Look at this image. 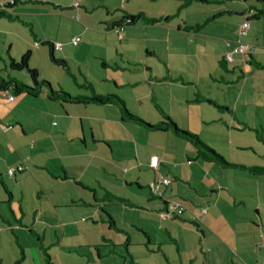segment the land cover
<instances>
[{"label":"crops","instance_id":"1","mask_svg":"<svg viewBox=\"0 0 264 264\" xmlns=\"http://www.w3.org/2000/svg\"><path fill=\"white\" fill-rule=\"evenodd\" d=\"M181 1L177 10L193 2H221ZM255 1L258 4L243 0L245 6L238 9L225 5L220 10V7L215 8L211 10L214 14L211 12L210 17L203 20L204 23L178 21L174 28L181 34L184 32L189 43H194L193 50L181 49L182 44L170 51L165 49L164 57L159 56L157 50L147 48L141 55H130L126 50L119 49L118 43H122L121 35L122 38L128 36L130 27L147 30L150 26H165L169 29L166 27L168 14L154 15L145 10L132 13L123 9L124 13L141 14L143 17L133 25L124 26L119 32L112 29L111 23L120 18L112 21L101 18L104 30L94 32L98 33V38L105 35L106 43L111 42L113 49L108 45L111 49L100 52L98 57L102 63L97 64L99 74L88 70L86 59L76 44L74 48H69L72 43L62 38L68 47L57 51V54L65 59L68 67L62 68L49 62L64 73L57 71L61 81L56 80L55 76L46 78L54 90L65 91L72 96L115 94L123 100L129 112L151 124L162 119L159 111L162 110L180 128L197 134L228 163L264 165V97L256 99L246 92L255 89L250 82L251 75L264 76V0ZM5 2L0 0V4ZM36 2L49 3L50 16L65 13V8L73 9L70 0H15L12 5L15 8L9 6L10 12L0 13V46L4 48L2 50L0 47V52H3L2 55L0 53V70L5 69L6 77L0 76L6 81L14 79L32 85L30 78L13 74L7 69L10 58L18 60L29 50V66L37 70L33 65L34 48L41 57L43 53L39 48L42 45L36 46V43L40 40L59 41L41 38L37 34L32 37L26 35L24 39L21 32L13 29V22L22 15L19 10L34 11V7L39 8L34 5ZM101 5L109 7L105 2ZM84 8L95 9V5H84ZM249 9H254L256 15H247ZM230 14L236 16L235 20L234 16L227 19L236 22L232 23L235 28L234 35L230 36L232 41L223 38V32L213 31V27L211 32L206 30L214 18ZM144 17L159 21L150 23ZM247 17L250 18L248 41L254 46V51L251 55L241 56L244 65L238 62L223 63L224 53L235 45L239 38L238 27ZM253 23L262 24L263 28L254 27ZM51 24L62 27L56 18L51 20ZM9 28L14 32H9ZM116 36L119 39L117 45ZM200 36L221 40L223 47L222 52H214L219 67L210 64L209 72L213 80L224 81L227 85L211 83L212 92L201 84L205 83L201 76L205 75L204 67L207 68L202 58L210 61V55L199 52L201 49L197 42ZM165 39L168 40V36ZM13 43L19 47L15 56L11 52ZM189 43H185L186 46ZM43 47L49 61L48 49ZM143 54L149 59L156 55L160 62L150 64ZM189 56L196 59L195 62L191 59V65L185 62ZM177 59L185 67L176 65ZM218 69L229 75L219 74L215 78ZM235 74L237 79L233 76ZM94 76L97 78L94 79ZM67 77L72 83L65 79ZM95 81L101 82L102 86ZM237 86L239 90L234 91L232 87ZM220 89L228 92V97L232 96L229 99L231 104L227 102L226 94L224 96L219 92ZM12 92L15 90H0V111L7 116L0 115V247H20L21 253H16V264H21L25 259L26 247L19 244V240L14 245L8 235L12 234L13 240L17 241L24 227L38 237L34 248L37 256L42 258H35L32 264H37L36 261L41 264H157V260L160 264H185L186 260L194 264L192 260L195 257L183 258L179 250L180 241L184 240V230L188 233L194 231L185 223L182 225L184 221L200 231L198 242L204 256L199 255L195 248L196 262L199 264H211L210 258L212 264H263L260 244L264 242V173H252L239 166L219 165L201 159L190 142L170 130H157L140 121L124 120L123 109L115 101L63 102L49 98L45 85L39 87L34 95L15 92L14 99L10 100ZM213 92L217 93L219 100L212 98ZM202 97L211 98L209 102L216 106L214 111L209 110L212 114L201 103ZM11 103L13 105L8 109ZM22 105H27L30 113L19 115L18 108ZM2 118L10 121L7 123L9 131L1 127L5 123ZM211 122L224 123L228 128L225 130L219 124L211 126ZM250 138H255L259 147L247 142ZM217 144L228 147L215 146ZM153 155L159 158L157 170L149 165ZM11 167L20 171L16 169L13 175H9L8 169ZM159 174L168 175L171 179L163 190L161 185L160 196L151 193L148 188ZM178 199L188 202L177 203L183 207V213L178 216L171 213L173 217L163 218L161 214L166 202ZM14 201L18 203V211ZM42 201L47 203L44 204L45 208ZM30 203L33 213L28 207ZM202 207H206L205 211L197 219ZM114 208H120L123 212L116 211L114 214ZM187 211L195 217L187 216ZM25 215L31 216L30 221L24 220ZM39 220H44L47 226L43 227ZM166 223L170 228L167 235L177 247V256L171 255L173 251L167 247L169 243L163 237L162 231L168 230L164 228ZM173 225L177 226L176 232ZM49 229L59 242L52 255L48 250L51 245L56 248L57 243L52 239L47 245L41 241ZM126 240H130L129 245L125 244L128 242ZM122 249H128L129 255L124 257ZM217 250L218 254L215 253ZM93 252L97 260L93 259ZM56 256L58 259H53ZM150 256L153 262H150ZM0 264H14V260L0 254Z\"/></svg>","mask_w":264,"mask_h":264},{"label":"rangeland","instance_id":"2","mask_svg":"<svg viewBox=\"0 0 264 264\" xmlns=\"http://www.w3.org/2000/svg\"><path fill=\"white\" fill-rule=\"evenodd\" d=\"M6 1V0H5ZM44 1V0H43ZM104 2L109 6L108 8L106 6H102L101 4H104ZM253 3L258 4L255 0H252ZM182 1L181 0H82L81 1V5L79 8H73V9H68L65 8L64 10L65 13H62L58 16H50V6L49 3H42V2H36L34 3L35 6L38 5V9H36L34 7V11L31 10H27V9H22L19 11H22V15H20V18H16V20L13 22L14 24V30L15 32H21L23 34V37L25 39L26 35H29L30 37L34 35H38L41 38H53L55 40H59L58 43H63V47L62 49L68 47L66 46L68 43H65V41H62V38H66V40H69V42H71L72 38L74 36H79L80 38H82V41L78 42L76 44V47L80 50V53L82 54V56L86 59V64H87V68L88 70L92 71L94 70V72L96 74H99L100 70L97 67V64L102 63V60L98 57L100 56V52H106L108 51V49H113V46L111 42H107L104 39L105 35H101L102 37L98 38L96 32L97 30L103 31L104 29L102 28V23H101V18H106L108 20H113V19H119L121 18V16L124 14V10H127L129 12L132 13H137L139 10H145L147 12H149L150 14H154V15H159L161 13H165L168 14L169 17L168 18V24L166 27H169V29L165 28V26H155L152 27L150 26L147 30H144L143 28H139V27H130L128 28L129 30V34L127 37H121L122 39V43H118L117 40H119L117 38V36L115 37L116 39V45L117 43L118 48L121 50H126L130 55L134 54V53H141L145 52V48L147 49H151V50H157V52L159 53V56L164 57L166 56L165 51L168 50H172V49H176L174 46H178V45H182L180 48L181 49H192L193 50V46L194 43H189V38L186 37V35L184 34V32H182V34L180 32H177V29L174 28V26H177V22L180 20H189L192 22H202L204 23V19H207L210 17L211 15V10L215 9V8H219L222 9V6L225 5L227 8H241L242 6H245V3H243V0H229V1H225V0H221V2H219V4L216 3H208V4H201L198 2H193L192 4H189L187 6H185L184 8L177 10L178 5L181 4ZM84 5H87L88 7H93V5H95V9H90V10H85ZM15 8V6H11L10 8ZM118 7V9L115 10V8ZM29 8H31L29 6ZM224 8V7H223ZM38 11V13H36ZM212 14H214V12H212ZM234 16V17H233ZM233 17L235 20L236 16L235 14H230V15H225L223 17L220 18H214L208 25L207 27V31L211 32V27H213V31H221L223 32V34H221V36H223V38L228 39L229 41H232L230 36H233V31H234V27L232 25L236 24V22L232 21V20H227L228 18ZM57 19L59 21V24L61 22L62 27H56L53 26L51 24V20L52 19ZM222 19V20H219ZM217 21V22H213V21ZM240 20V19H238ZM99 21V23H97ZM244 21V19H243ZM208 23V22H207ZM16 25V27H15ZM253 26L258 28V29H262L263 25L262 24H258L256 25L255 23H253ZM249 30V29H248ZM9 32H14L13 30H11L9 28ZM211 34V33H210ZM248 34V33H247ZM90 36V37H89ZM166 36H168V40H166ZM155 37V38H153ZM2 38H4V35H2ZM106 38H110L109 36H106ZM112 38V37H111ZM237 39V36L235 37L234 40ZM248 39H250L248 36H245L243 38V41H245L246 43H249L250 41H248ZM252 40H254L252 38ZM5 44V41H3ZM185 43H189L188 46H186ZM197 44L200 46L199 49L203 52H207L210 55L209 60L208 58H202V60L205 62V66H207V68L204 67L205 69V75L201 76V79L203 81H205V83H201L202 86H204V88L206 87L207 89L211 90L212 92V88H211V83L219 85V84H223V85H227L226 82L224 81H215L213 80V78L210 75L209 70L211 69V66H218V62L216 57L214 56V52H222L223 51V47L221 45V40H217L213 37H204V36H200L198 38V42ZM251 44V43H250ZM108 45L111 46L108 47ZM25 46V44H24ZM2 48V50L4 49L2 46H0ZM5 47V46H4ZM75 45L69 44V48H74ZM42 50V57L39 54V52H36V48H34V57H33V65L37 68L38 70V75L39 78L41 80L45 79L47 81H49L47 77L49 76H55L56 80H59L58 78V72L57 71H61L62 73H64L63 70H61L59 67H56L54 65H51L48 61L47 58V53H46V49L45 47L41 46L39 47ZM11 52L13 54V56H15L17 54V52L19 51V47H17V43H13V47L11 48ZM45 49V50H44ZM166 49V50H165ZM60 52V51H58ZM57 52V53H58ZM1 55L3 54V52H0ZM91 55L98 57L99 59H95L93 57H91ZM143 57L145 59L148 60V62L150 64H153L155 61L160 62V60L158 59V56L153 55V57L151 59H149V57L145 54H143ZM188 59H185V62L188 61V64L191 65V59L194 60L195 62V57H187ZM174 59V58H172ZM114 60V59H113ZM121 62L125 63V61H122L120 59ZM168 61V58H167ZM178 66H182L185 67V64H183L179 59L176 60ZM112 62V60L110 61ZM241 63L244 65L243 62V58H241V55H235L234 56V61L231 63ZM2 62L0 61V65ZM30 64V63H29ZM8 67V64H7ZM10 72H12L13 74L16 75H21V76H26L28 78L29 75L27 74L26 70H21V71H16V70H11L9 67L7 68ZM7 70V71H8ZM219 73L217 75H214L215 78H217L219 76V74H224L225 76L229 75L227 72H223L222 69H218ZM74 71H76V69H74ZM0 75L6 77L5 75V69L0 70ZM95 75V74H94ZM235 79L238 78L237 74L233 75ZM97 78L96 76H94V79ZM250 82L252 83L253 87L255 88L253 91L252 89L247 90V94H249L250 97L253 98H258V97H264V76L261 74H258V76H256V74H253L250 76ZM68 81L72 80L70 78H65ZM61 81V80H59ZM50 82V81H49ZM56 81H54L53 83H55ZM99 84V86H102L101 82L99 81H95ZM51 83V82H50ZM109 85V84H108ZM112 85V84H111ZM112 87V86H111ZM232 89L234 91H238L239 90V86L237 87H232ZM220 93H222L224 96L226 94V100L228 103L231 104V102L229 101V99L232 98V96H229V93L226 91H223L222 89H220L219 91ZM194 94V93H191ZM203 98V97H202ZM212 98H215L217 100L218 99V95L217 93L213 92L212 93ZM211 98H203V100L201 101V103L204 105V107L206 108V110L209 112L210 111H214V109H217L216 106L212 103H210ZM185 100V98H184ZM13 104L11 103L9 106H7L8 109H10V107ZM2 106H5L2 104ZM187 109L189 108L187 105H184ZM4 112V111H3ZM175 113H178L174 110ZM192 112V111H191ZM30 113V109H28L27 105H22L18 108V114L19 115H25ZM210 114H212L211 112H209ZM180 113H178L179 115ZM193 115V112L191 113ZM0 115H4V117H7L4 113H2V111H0ZM3 117V116H2ZM218 117V116H217ZM2 121L5 122L3 123V125L1 126L3 128V130L9 131V129L7 128V123L3 118ZM12 122V121H11ZM195 124V121H194ZM215 124H219L220 127H222L223 129H227V125L224 123H215V122H211L210 125H215ZM222 129V130H223ZM228 134V133H227ZM240 138H243L242 136H239ZM229 138V134L227 135V139ZM210 142L212 143V141L210 140ZM235 142V141H234ZM249 143H252L253 145L256 146V139L255 138H250L249 141H247ZM248 143V144H249ZM259 143L263 144L261 141H259ZM215 146H219V147H228L226 144H217ZM259 147V144L258 146ZM184 162L187 163V160L184 159ZM190 168V167H189ZM158 179V176H157ZM161 187V186H160ZM164 188V185H162V190ZM161 190V189H160ZM1 197V194H0ZM16 200V199H15ZM178 201V202H177ZM177 201H172V202H176V203H186L188 204L187 201L182 200L180 201L179 199ZM38 203H40L41 201L37 200ZM42 205L43 208H45L44 204L45 201H42ZM18 203L16 201H14V206L16 208V210L18 211ZM48 205H50V203H48ZM51 206V205H50ZM206 206V205H205ZM29 209L31 210V212L33 213V209H32V203L29 204ZM206 207H202L199 208V215L196 216L197 219H199L200 214L204 213ZM116 211H120V208H114V210L112 211L114 214ZM121 213L123 212V210L120 211ZM128 213L131 214V212L128 210ZM126 212V213H127ZM254 214V213H253ZM187 216L189 217H195V215L193 216L191 212L187 211L186 213ZM170 216V217H169ZM167 218H171L173 217V214H170ZM25 221H30L31 216H27L25 215L24 217ZM166 219V218H165ZM39 222L43 225V227L47 226V223L44 220H39ZM58 222V219H57ZM182 222V221H181ZM185 223V225L190 228L193 229V232L188 233L187 231L184 230L183 235H184V240L180 241V246L181 248H179L182 257L186 258L187 256L190 257H195V260L192 262L194 264H199V262H196V252H195V248H197V253L200 255H203V252L201 251L200 248V244L198 242V236L200 237V231L196 230V228L190 224L187 221L182 222ZM7 227L8 225L6 223H4ZM6 227V228H7ZM168 228V230H163L162 234L163 237L165 238V242L169 243L168 244V248H171L173 251L171 253L172 256H177L178 251H177V247L174 243H171V239L170 237L167 235L169 234V224L166 223L164 225V228ZM176 227V229H175ZM174 228V232L177 231V226L173 225ZM28 228L24 227L23 229V234L20 235V239H18L17 237V241L13 240L12 238V234H9L8 237L10 238V240L13 242V244L17 245L18 240H19V244H22L26 247V257L25 259L22 261L21 264H32V261L34 262L35 258H42L37 256V252L36 249L34 248V245L37 244V235L34 234H30L28 232ZM36 230H38L36 228ZM5 232V231H4ZM45 235H42V237H44ZM174 236V235H173ZM51 237V238H50ZM122 238H124L122 236ZM50 239L54 240L55 243H57L56 248H54L53 245H51V249L48 250V252L51 251V255L53 254V252H56L57 247L59 242H57L56 240H58V237L52 233V235L50 234V229L49 232L46 234L45 238H43L41 241H44V244H48L50 242ZM28 246H30V248H28ZM196 246V247H195ZM5 247V246H4ZM169 250V249H168ZM218 250L215 252L216 254H218ZM16 253L20 254V247L16 246V247H5L4 249H2L0 247V254L2 256H6V257H11L14 260V264L16 261ZM63 253H65L63 251ZM188 254V255H186ZM157 255V254H156ZM204 256V255H203ZM157 257L159 258V256L157 255ZM53 259H58V257H53ZM93 259L97 260V255L95 254V252H93ZM143 260L145 259L144 257L142 258ZM150 262H153V258L150 256L149 257ZM211 264H212V258H210ZM218 261V260H217ZM113 262V261H110ZM37 264H41L40 261H36ZM157 264L159 263V260H157L156 262ZM45 264V263H44ZM185 264H189V262L186 260ZM228 264V263H227Z\"/></svg>","mask_w":264,"mask_h":264},{"label":"trees","instance_id":"3","mask_svg":"<svg viewBox=\"0 0 264 264\" xmlns=\"http://www.w3.org/2000/svg\"><path fill=\"white\" fill-rule=\"evenodd\" d=\"M81 1L82 0H78L77 5H75L74 4L75 0H70V2H71L70 7L71 8H79L81 6ZM201 1H206V0H201ZM14 3H15V0H6L5 3L0 4V13H5V12L9 11V6H12ZM249 10H252L251 16L256 15V12H254V9H249ZM246 14H247V12H246ZM142 17L143 16L141 14L124 13L123 16L119 20L113 21L111 23L112 29L115 32H119L123 29L124 26L133 25ZM144 19L150 23H155V22L159 21V19H157V18L144 17ZM247 19L250 21V18L247 17ZM75 37H79V36H74L73 38H75ZM80 41H81V38L79 37L78 42H80ZM71 43L73 45H75L72 40H71ZM56 44H57V42L53 43V42L47 41V40H40L39 43H36V46H39V45L46 46V48L48 49L49 62H51V63H53L59 67L67 68L68 65H67V62L65 61V59L58 56V54H57V51L62 49L61 43H59V46H56ZM251 52H253V51H251ZM251 52H249V55H251L250 54ZM226 53H227V51L224 53V56H223L224 58H222L223 63L227 62L225 59ZM29 57H30V51L27 50L18 60L10 58L9 67H10V69L16 70V71L26 70L27 74L30 77V80L32 81V85L29 86V85H26L25 83L18 82L14 79L6 81L0 76V90L7 91V90L11 89V90H15V92H18V93L26 92V93L34 95L35 91H37L39 87L45 85L49 90V95H48L49 98L58 99V100H61L63 102L86 103V102L90 101V102H94V103H107L108 101H115L116 103H119V105L123 109L124 120L140 121L143 124H145L146 126H149L151 128L157 129V130H170L176 136H179V137L187 140L188 142H190L195 147V149L197 151V155L201 159H204L207 161H212V162H215L219 165L239 166L241 168H246L248 171H250L252 173H257V174L264 173V165L247 166V165H239L236 163H228L218 152H216V150H214L213 148L208 146L205 142H203L198 137L197 134L192 133L186 129L180 128L170 118V116L168 114H166L165 112H163L162 110H159L161 113L162 119L156 124H151V123L143 121L138 116L129 112V110L124 106L123 100L115 94H104V95L103 94H94L91 97H82V96H72L65 91L54 90L48 81L39 80L38 71L35 68H31L29 66ZM15 92H12L11 93L12 95H9L10 100L14 99ZM10 169H12L11 173H9ZM10 169H8L9 175H13V173H15L16 169H17V171H20V169L14 168V167H11ZM155 170H157V169H155ZM159 175H161V174H159ZM165 176H168V175H165ZM148 188L151 191V193H153L155 195H159V194L154 193L151 190L150 184L148 185ZM168 204H169V202H166V206H165L164 211L168 210ZM175 215H177V214H175ZM126 242L127 243H125V244H127V245L130 244V240H126ZM121 251H122V254L124 257H125V255L126 256L129 255L128 249L127 250L122 249ZM130 257L133 258L132 256H130Z\"/></svg>","mask_w":264,"mask_h":264},{"label":"built area","instance_id":"4","mask_svg":"<svg viewBox=\"0 0 264 264\" xmlns=\"http://www.w3.org/2000/svg\"><path fill=\"white\" fill-rule=\"evenodd\" d=\"M77 1L78 0H75L74 2L75 5H77L78 3ZM250 14H252V10H249L247 12V15H250ZM249 27H250V21L247 18L244 19V21L240 23L238 27L239 38L236 40L235 45L229 51H227L225 55V59L227 62L229 63L233 62L235 55L243 56L251 51H254V46L252 44L246 43L245 41H243V38L247 36ZM72 41L74 44H76L79 41V37L73 38ZM56 46H59V43H57ZM149 165L150 167H153L154 169H158L159 168V158L154 155L151 156L149 160ZM11 172H12V169H10L9 173ZM170 182H171V179L168 176L161 174L158 176V179L150 183V188L154 193L161 195L162 192L160 190V186L169 184ZM163 212L164 213L161 214L163 218L168 217L171 213L180 215L183 213V207L177 204L176 202H169L168 210L163 211ZM260 250H261L262 260L264 264V242L260 244Z\"/></svg>","mask_w":264,"mask_h":264}]
</instances>
